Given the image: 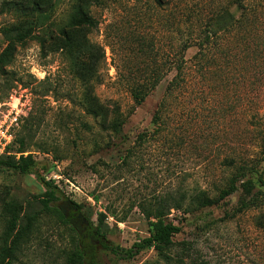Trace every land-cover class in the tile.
<instances>
[{
	"label": "rangeland",
	"instance_id": "obj_1",
	"mask_svg": "<svg viewBox=\"0 0 264 264\" xmlns=\"http://www.w3.org/2000/svg\"><path fill=\"white\" fill-rule=\"evenodd\" d=\"M16 1L0 0V104L18 113L14 139L26 133L34 137L25 154L31 153L40 168L31 174L0 169V201H33L46 191L40 178L53 180L57 207L74 202L93 226L106 213L101 226L106 242L129 249L152 230L141 202L180 189L217 193L232 170L227 159L256 164L253 181L257 188L260 178L264 184V0H39L43 9L55 3L50 20L5 53L1 28L25 15L13 11ZM75 4L95 25L72 29V43L63 49L61 31ZM218 15L223 31L202 49L199 36ZM188 34L195 41L185 54V82L168 92L172 71L135 105L117 68L125 75L143 69L151 60L141 50L150 48L168 60ZM91 58L98 75L85 84L76 69L89 68ZM118 118L124 123L116 134L109 124ZM141 134L144 139H138ZM242 193L227 197L225 208H235ZM34 204L38 229L17 264H67L78 240L73 224ZM206 211L220 217L224 207ZM255 215L251 211L221 225L206 252L215 250L226 264L255 254L254 245L264 242L253 227ZM192 220L174 210L164 218L185 226L177 239L192 230ZM96 253L102 264H164L153 249L132 259L102 246Z\"/></svg>",
	"mask_w": 264,
	"mask_h": 264
},
{
	"label": "trees",
	"instance_id": "obj_2",
	"mask_svg": "<svg viewBox=\"0 0 264 264\" xmlns=\"http://www.w3.org/2000/svg\"><path fill=\"white\" fill-rule=\"evenodd\" d=\"M14 4L16 8L13 11L20 16L22 13L25 15L20 22L1 28V33L7 42L5 53L11 49L13 44L22 43L32 37L36 28L40 27L45 21L50 20L55 3H52L46 9H43L39 0H18ZM72 8L73 10L61 31L64 42L63 49H67L72 43V29L95 25L94 19L83 10L80 4H75ZM222 17L218 15L216 21L205 26V31L199 36L201 48L203 43H208L221 35L224 28ZM179 24H181V21H179ZM182 37L183 34L180 32V40ZM194 41V34H188L184 44H180L168 60L164 59L158 50L151 48L148 52H142L141 50V53L151 60L150 63L145 65L143 69L140 67L131 69L128 71V75L121 74V70L117 68L118 79L124 78L123 81L127 85L135 105H141L172 71H175V75L168 83L167 91L172 92L181 87L185 82L187 69L185 54ZM202 49L199 53L203 52ZM94 65L95 60L91 58L89 68L76 69L77 76L85 84H88L91 79H97L98 74L94 71ZM139 72L143 76H136ZM165 104L166 100L164 99L154 115V123L157 124L161 121ZM123 123L119 118L112 121L109 124L111 132L120 133ZM28 131H33V128H29ZM143 137L145 135L141 134L138 139H144ZM33 139L34 137L29 133L24 136L17 135L8 149L10 151L13 145H17L18 148L15 154L9 152L8 155L0 159V169H9L20 174H31L39 170L40 162L31 153L25 154ZM43 151L48 153L47 149ZM225 164L232 167V170L225 186L219 189L217 193L212 194L201 189L195 191L180 189L164 197L144 200L139 204V208L145 220L149 221L152 226L150 235L138 240L129 249H123L118 245L107 242L100 243L101 246L122 259H132L145 250L153 249L156 251L159 261L164 264H226V261L215 250L212 253H210L211 250L206 252L205 244H210L211 237L219 231L221 225L251 211L256 212L253 227L257 232L264 234V190L262 188L264 184L260 178L259 187L257 188L253 181V175L257 172L256 164L246 162L236 164L235 159L232 158L227 159ZM40 182L46 187V191L35 196L33 201H28L25 204L14 198H2L0 201V264H17L25 256V251L31 246L39 223V214L35 211V202L41 206L42 211L57 216L65 224H71L65 218L61 209L55 205L59 200L57 196L58 188L54 184L55 182L53 180L47 181L44 177L40 178ZM241 189L243 193L236 207L231 211L225 208L227 203L225 199ZM215 207H224L223 216L215 217L211 213L212 211H206V209ZM172 210L193 217L190 223L192 230L182 239H177V237L185 233V226L164 221V218ZM110 214L116 217L114 213L110 212ZM106 216V213L101 212L98 225L93 226L90 223L93 231L105 240L101 226ZM70 228L77 232L78 240L75 250L68 255L67 264H102L96 253V244L89 237L81 234L74 226ZM254 247L255 254L252 252L247 254L240 264H264V242H260L259 245H254Z\"/></svg>",
	"mask_w": 264,
	"mask_h": 264
},
{
	"label": "flooded vegetation",
	"instance_id": "obj_3",
	"mask_svg": "<svg viewBox=\"0 0 264 264\" xmlns=\"http://www.w3.org/2000/svg\"><path fill=\"white\" fill-rule=\"evenodd\" d=\"M65 218L73 224V226L85 237H89L96 246H101L100 243H106L103 237H100L93 231L89 220L81 212L80 208L72 201H65L63 206L59 207Z\"/></svg>",
	"mask_w": 264,
	"mask_h": 264
},
{
	"label": "built area",
	"instance_id": "obj_4",
	"mask_svg": "<svg viewBox=\"0 0 264 264\" xmlns=\"http://www.w3.org/2000/svg\"><path fill=\"white\" fill-rule=\"evenodd\" d=\"M17 115V112L13 114V110L4 111L0 104V159L9 154L8 148L14 141L12 128L17 124Z\"/></svg>",
	"mask_w": 264,
	"mask_h": 264
}]
</instances>
